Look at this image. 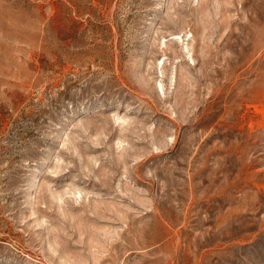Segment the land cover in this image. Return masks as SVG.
<instances>
[{
  "label": "rangeland",
  "instance_id": "obj_1",
  "mask_svg": "<svg viewBox=\"0 0 264 264\" xmlns=\"http://www.w3.org/2000/svg\"><path fill=\"white\" fill-rule=\"evenodd\" d=\"M0 264H264V0H0Z\"/></svg>",
  "mask_w": 264,
  "mask_h": 264
}]
</instances>
